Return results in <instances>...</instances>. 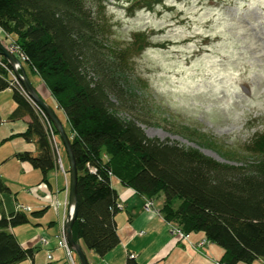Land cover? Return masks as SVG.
Returning a JSON list of instances; mask_svg holds the SVG:
<instances>
[{"label":"trees","instance_id":"1","mask_svg":"<svg viewBox=\"0 0 264 264\" xmlns=\"http://www.w3.org/2000/svg\"><path fill=\"white\" fill-rule=\"evenodd\" d=\"M141 2L155 6L161 0ZM87 3L0 0V34L11 37L25 58L22 64L48 90L54 101L49 107L70 140L77 170L74 242L83 252L99 257L119 244L114 220L118 193L112 184L118 181L141 196H162L163 219L186 236L202 233L222 249L219 264H252L263 259L264 134H257L251 146H244L245 151L240 146L231 150L242 162L245 154L257 155L255 162L231 166L199 151L149 138L136 122L121 119L119 106L126 102V95L119 78L129 68L128 51L105 41L106 26L93 17ZM137 39L142 48L148 44L144 33ZM10 81L0 66V92L12 89L16 105L9 118H29L19 137L34 144L36 151L15 157L38 170L42 181L52 188L54 183L47 175L57 167L48 130ZM51 130L57 137L52 125ZM8 192L0 179V193ZM175 202L179 204L175 206ZM0 212V264L32 260L33 251L23 249L10 230L29 224L31 217L42 216L45 209L30 215L18 211L5 214L0 202Z\"/></svg>","mask_w":264,"mask_h":264},{"label":"rangeland","instance_id":"2","mask_svg":"<svg viewBox=\"0 0 264 264\" xmlns=\"http://www.w3.org/2000/svg\"><path fill=\"white\" fill-rule=\"evenodd\" d=\"M87 2L93 17L106 26L105 41L128 51L129 68L119 78L126 95V102L119 106L121 119L136 122L149 138L199 151L220 164L243 166V162L257 160V155L245 154L242 162L231 150L237 146L244 150L257 134H264V0H161L155 6H145L141 0ZM142 33L148 36L143 48L137 39ZM10 38L0 34V41L4 40L0 44L7 49L14 47ZM3 61L0 57L5 65ZM20 65L39 98L48 106L54 105L40 80L22 62ZM15 69L20 70L18 66ZM58 114L64 121L62 113ZM54 140L64 167L63 171L58 169L56 181L59 183L62 176L68 187L67 156L60 138ZM42 184L48 185L42 181L28 188L34 200L41 199L37 190ZM51 206L55 216V202ZM62 219L51 239L62 252L64 264H79L73 251L69 259L59 247L66 243ZM28 228L17 227V235L22 239ZM38 229L27 240L44 247L47 235L40 236ZM170 229L172 233L179 230L175 225ZM47 256L52 262L50 252L45 255L38 249L36 264L44 257L50 261ZM85 257L89 264H104L102 257ZM19 264L32 263L26 260ZM252 264H264V258Z\"/></svg>","mask_w":264,"mask_h":264},{"label":"crops","instance_id":"3","mask_svg":"<svg viewBox=\"0 0 264 264\" xmlns=\"http://www.w3.org/2000/svg\"><path fill=\"white\" fill-rule=\"evenodd\" d=\"M2 42L4 40L0 41ZM11 95L12 89L10 88L0 92V179L9 188L8 193H0V202L5 214L15 212L17 205L29 207L30 213L45 209V213L36 218L37 221L31 219L29 224L24 225L25 228H30L22 234V239L16 233L17 227L11 229L10 232L23 249L33 251V259L28 260L32 264H36L38 249L42 250L45 255L47 252L52 254L53 260L50 264H64L63 254L55 248V242L51 238L56 232L58 220L63 216L62 204L64 205L65 202L68 204L67 180L61 176L57 183L58 169H55L47 175L50 181L51 177H54L53 187L45 185L46 189L37 190L41 194L39 195L41 199L34 200L27 193L28 188L42 182V175L29 163L20 162L15 157L18 153L35 154L36 151L34 144L26 143L19 137V134L25 131L29 118L27 116L20 119L9 118L16 107ZM112 184L118 193V203L121 205V209L114 217L119 244L102 257V263L127 264L130 261L133 264H214L220 260L223 250L214 244L208 242L201 248H195L194 244L206 239L202 233L189 234L186 239H180L171 232L170 227L174 224H168L160 214L163 204L162 196L148 198L153 201V210L158 211L157 215L152 213L153 211L143 210L147 197L141 196L132 189L123 188L118 181H113ZM21 195L24 197L19 199ZM49 199L51 203L45 204V200ZM53 202L61 204L56 208L55 216L51 211ZM49 212H52L50 216H48ZM35 228L42 231L40 236L47 235L45 237L48 240L46 246L41 247L38 242H33L32 239L27 240L28 236L32 237L36 233ZM84 254L98 257L91 251H84ZM129 255L133 258H129ZM46 263L44 257L40 264Z\"/></svg>","mask_w":264,"mask_h":264},{"label":"water","instance_id":"4","mask_svg":"<svg viewBox=\"0 0 264 264\" xmlns=\"http://www.w3.org/2000/svg\"><path fill=\"white\" fill-rule=\"evenodd\" d=\"M0 57H2L8 64V66L14 71V74L18 81L21 83L25 93L29 98L41 109V111L45 114L53 128L55 129L60 141L64 147L68 164H69V190H68V209L69 213L66 217L63 226L64 238L68 245V247L76 254L79 264H89L85 254L80 247V245L73 240L72 236V226L76 220V188H77V170L75 165V159L73 156L70 140L67 134L64 131V128L53 112V110L46 105L41 98L37 95L35 89L27 79L25 72L21 68L20 62L18 59L6 48H4L0 44ZM15 66L20 68L19 71L15 69Z\"/></svg>","mask_w":264,"mask_h":264},{"label":"built area","instance_id":"5","mask_svg":"<svg viewBox=\"0 0 264 264\" xmlns=\"http://www.w3.org/2000/svg\"><path fill=\"white\" fill-rule=\"evenodd\" d=\"M8 49L11 50V51L10 50L9 51L16 56V58L18 59L19 62H23L25 60V58L20 53H18L17 48L11 46ZM0 66L3 69H5V71H7V73L9 74L10 79L12 81V82H10V85L12 87H16L19 90V92L33 105V107L35 108V110L42 117L43 123L45 124V127L48 130L49 140H50V143H51V147L53 148V151L55 153V163H56V167H57V169L63 171V166H62L61 159H60V156H59L58 148H57L56 145L53 146V142L55 143V140H54V136H53V133H52V130H51V125H50L49 120L47 119V117L45 116V114L41 111V109L27 96V94L25 93V91H24L21 83L14 77L12 71L10 69H8V67L6 66V64L4 65L2 62H0ZM41 188L46 189V186L44 184H42L41 185ZM48 202L51 203V200L49 199ZM55 206H56L55 209L57 207H59L57 202H55ZM153 206H154L153 201L151 199H148L147 198L145 200L143 210L145 212H151V211H153L152 213H156L158 215L159 214L158 211L153 210ZM63 208H64V211H63V219H62L63 222L61 221L62 224L65 222V219H66V217H67V215L69 213L68 205H67L66 202L64 203ZM17 209H18V212H26L27 213V212L30 211V208L29 207H26V206H19V207H17ZM117 209L118 210L121 209V205L119 203H117ZM174 231L175 232L173 234L175 236H177L180 239H186V237L185 238L183 237L182 232H180L177 229H174ZM62 236H63V234H62ZM58 237L61 238L60 233L58 234ZM41 242L45 243L46 241H45V239H41ZM206 243H207L206 242V239H203V240L197 242L196 244H194V246H195V248H201ZM59 247H62L63 248V250L65 251L66 257L70 259V257H68V256H70V253H71L72 250L68 247V245L64 242L63 244H59ZM129 258H133V256L132 255H129ZM50 259H51V257L50 256H47V260H50ZM47 262L50 264L51 263V260L50 261H47ZM69 264H73L72 261H69ZM214 264H219V263L218 262H215Z\"/></svg>","mask_w":264,"mask_h":264}]
</instances>
